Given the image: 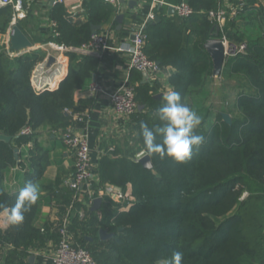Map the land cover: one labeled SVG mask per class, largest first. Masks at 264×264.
<instances>
[{
    "label": "trees",
    "instance_id": "trees-1",
    "mask_svg": "<svg viewBox=\"0 0 264 264\" xmlns=\"http://www.w3.org/2000/svg\"><path fill=\"white\" fill-rule=\"evenodd\" d=\"M166 1H183L193 13L187 18L170 16L161 6L159 21L143 30L147 35L144 52L158 62L160 70H173L165 85L158 75L152 83L137 84L136 101L143 108L128 117L126 135L109 143L107 154L98 161L97 185L129 186L132 205L120 210L119 202L105 197L100 208L91 211L73 200V189L58 184L49 199L61 217L73 204L68 230L74 243L89 250L97 264H167L173 251L183 253L181 264H264V6H259V0H240L242 7L223 28L229 40L245 41L247 52L224 62L219 77L233 84L225 86L223 110L213 111L209 104L213 63L204 43L221 35L214 36V22L207 15L217 9L218 1ZM83 10L84 18L74 17L56 2L48 11L55 26L44 37L29 35L31 41L80 47L90 39L91 25L109 21L115 7L105 0H85ZM28 14L17 22L22 31ZM11 15L9 6L0 8V34L9 27ZM44 54L37 48L11 58L0 48V133L11 136L9 142L0 140V213L15 204L27 181L39 187L49 157L48 150L37 143V132L44 128L61 134L70 125L69 113L92 108L93 98L76 103L74 92L86 89L102 62L108 61L104 56L68 51V72L58 87L36 92L30 71ZM163 86L178 91L182 102L201 116L196 132L204 142L181 163L149 155L153 166L146 168L135 159L141 150L147 154L140 125L161 124L155 112L163 103ZM157 93L161 96L155 97ZM221 111L230 115V124L224 122ZM27 126L31 135L21 133ZM29 142L32 148L20 157L25 163L24 183L10 192L3 179L17 164L14 146ZM40 206L39 198L23 223L0 229V264H34L30 261L33 251L43 249L50 239L58 241L49 224L36 223ZM100 228L113 236L100 240Z\"/></svg>",
    "mask_w": 264,
    "mask_h": 264
},
{
    "label": "crops",
    "instance_id": "crops-1",
    "mask_svg": "<svg viewBox=\"0 0 264 264\" xmlns=\"http://www.w3.org/2000/svg\"><path fill=\"white\" fill-rule=\"evenodd\" d=\"M28 4V17L27 23L25 25V31L23 33L30 39L29 35L44 37L47 35V31L52 28L51 22L48 18V11L51 6L55 3H52L51 0H24ZM85 0H63L67 12L74 17L84 18L83 2ZM118 4L112 3L115 7V11L112 13L110 20L99 25L100 29L97 32H104L108 34L109 44L113 48L112 50L107 51L102 56L107 57V62H102L100 65L98 73L93 75L92 80L96 79L97 81L102 82L107 89L118 86L123 81L128 80L132 83H148V79L143 82V73L137 70H128L127 69V55L124 52L118 51V46L122 44H128L131 41V36L133 31L142 29L147 16L149 14L158 15V9L161 6L165 7L166 15H177L175 12V6L177 4L166 1V0H118ZM129 1H135L130 8ZM218 7L217 9H223L225 11V24L229 18H232L236 15L237 10L242 7L243 3L240 0H217ZM183 2V1H182ZM260 2V3H259ZM259 6H264V0H259ZM181 3V2H180ZM256 4V5H258ZM173 9V12L170 9ZM123 14L122 22L119 24L117 21V16ZM187 18V17H185ZM24 19V18H23ZM21 19V20H23ZM20 20V21H21ZM224 24V26H225ZM17 25V24H16ZM97 25V24H96ZM118 25L119 28H118ZM224 28V27H223ZM218 33H221L218 31ZM6 32L0 34V48L5 45ZM213 38V37H211ZM10 42V41H9ZM43 43L31 41V47L22 50H34L37 48L42 49L45 54L48 52L43 49ZM4 48V47H3ZM21 51V50H19ZM52 56L49 54V57ZM101 56V57H102ZM43 57V58H44ZM48 57V59H49ZM54 58V56H52ZM103 57V58H104ZM42 58V59H43ZM41 59V60H42ZM48 61V60H47ZM68 56L64 57L59 68V72L53 76L50 80L49 89H56L60 81L67 75L68 72ZM47 64V63H46ZM57 62L55 58L50 65L55 67ZM173 68L167 67L163 70H160L158 73V80L163 84L172 72ZM140 77V79H138ZM219 76L213 75V80L210 84L212 90L211 96L209 98V104H211L212 96H216L213 88L216 86V81ZM165 85V84H164ZM165 93L169 90L168 86H163ZM223 89L225 85L222 86ZM227 87V86H226ZM227 92V90H226ZM88 98H93L94 105L92 108H85L80 112L69 113L71 120L70 125L75 129H83L88 134L90 153L92 160L93 168V177L95 180V186H98V177H97V168L98 161L101 158L103 152H105L106 146L111 143L113 140H120L123 133L126 132V123L127 119L124 117L117 116L111 104L106 97V95L93 96L90 95L87 91V88L84 90L77 89L74 92V101L78 103L81 100ZM233 98H230V100ZM219 100L223 103L222 95L219 97ZM226 104V102H225ZM217 108H213V111H217ZM224 112H221V114ZM38 145L45 150H48L49 163L45 168L43 176L39 183V198L41 200L40 213L37 218L36 223L38 225L49 224L51 229L54 223L59 222L61 216H59L57 207L53 200H50V191L57 184L58 187H67L63 184V181L72 175L74 172V157L70 151L66 149L60 139V132H52L49 129H41L37 132L36 135ZM32 143L29 142L24 147H18V161L17 164L13 167H10L4 175L3 185L8 191L19 190L24 183V173H25V163L22 160L21 154L27 151V149L32 148ZM16 147V145L14 146ZM21 161V163H20ZM100 186V185H99ZM113 186V185H111ZM129 186H126L125 189H122L119 186H113L115 190H126ZM130 189V188H129ZM113 200V198H112ZM115 200V199H114ZM103 202V200H102ZM115 202H118L115 200ZM119 204H121L119 202ZM92 206V205H91ZM91 208V207H90ZM89 208V209H90ZM6 210V209H5ZM3 210L0 213V229L5 230L9 227L7 221V213ZM98 210V209H97ZM96 211V210H95ZM42 228V227H41ZM51 232H55L51 230ZM56 246V241L50 239L43 249L36 250L32 252L34 264H51L50 258L52 252Z\"/></svg>",
    "mask_w": 264,
    "mask_h": 264
},
{
    "label": "built area",
    "instance_id": "built-area-1",
    "mask_svg": "<svg viewBox=\"0 0 264 264\" xmlns=\"http://www.w3.org/2000/svg\"><path fill=\"white\" fill-rule=\"evenodd\" d=\"M110 3L118 4V0H105ZM62 3L63 0H54L53 3ZM9 6L11 8V21L9 27L6 30L5 45L2 48L6 54L13 58L20 54L27 52V50L16 51L10 48V35L13 32V26L18 21L25 18L28 13V4L24 0H0V8ZM175 12L178 16L185 18L189 17L193 10L185 2H181L175 6ZM208 17L214 24L219 26L221 35L217 37L223 45L224 61L230 57H234L238 54H245L247 52V43L233 42L229 40L225 34H223V27L225 24V11L223 9L209 10ZM154 14H149L147 18L152 19ZM51 26L54 27L55 23L51 22ZM133 38L130 43L122 44L118 46V51L124 52L127 55V69L137 70L147 74L148 82L154 81L160 72V67L157 62L150 59L144 52V46L147 39V35L141 29L133 31ZM48 54L34 64L30 71L31 86L36 92L49 89L50 80L59 72L62 59L66 57L68 51H74L79 54H92L101 57L104 53L113 48L109 44L108 34L104 32L92 33L90 39L82 44L80 47H71L62 43L54 41H47L42 44ZM49 54L54 56L55 67L47 65ZM136 86L128 80L123 81L117 87H111L109 89L96 79L92 80L87 87V91L90 95L101 96L106 95L114 113L117 116L128 117L137 111L138 103L136 101ZM66 112H69L65 109ZM22 134L31 135L33 133L30 127H24L21 130ZM60 139L63 145L68 151H70L74 157V172L67 177L63 184L70 189L74 190L73 200L80 201L85 204L89 209L93 204V200L100 197L102 200L105 197H111L121 203L120 210L128 209L133 201L134 197L130 193V189L115 190L113 186L105 184L103 186H95V180L93 177L92 160L90 153V145L88 134L85 130L75 129L72 126H68L60 134ZM109 151L113 150L110 146ZM103 154H107L103 152ZM146 153L141 150L136 154L135 159L138 161ZM246 193H243V196ZM72 203L61 217L59 222L54 223L51 230L55 231L59 237L56 242V246L52 252L50 262L51 264H97L92 254L86 248L76 245L73 241V235L68 230V226L71 221V209ZM83 215V211L79 212ZM98 217L102 218V214L98 211ZM43 231V228H41Z\"/></svg>",
    "mask_w": 264,
    "mask_h": 264
},
{
    "label": "clouds",
    "instance_id": "clouds-1",
    "mask_svg": "<svg viewBox=\"0 0 264 264\" xmlns=\"http://www.w3.org/2000/svg\"><path fill=\"white\" fill-rule=\"evenodd\" d=\"M162 105L156 109L155 115L161 124L149 128L141 123V135L148 155L158 154L160 159L169 157L181 163L191 158L194 149L204 142L203 135L196 129L201 125L202 118L186 103L182 102L178 91L169 89L162 97ZM160 142H157V137ZM39 199L38 185L27 181L20 189L15 204L6 209L8 225H19L25 219V213ZM183 253L173 251L167 264H181Z\"/></svg>",
    "mask_w": 264,
    "mask_h": 264
},
{
    "label": "water",
    "instance_id": "water-1",
    "mask_svg": "<svg viewBox=\"0 0 264 264\" xmlns=\"http://www.w3.org/2000/svg\"><path fill=\"white\" fill-rule=\"evenodd\" d=\"M51 2L53 3L54 0H51ZM135 5V1H129V5L130 8L132 7V5ZM173 12V9H170ZM117 21L120 24L122 22L123 19V14H119L117 16ZM159 21V17L158 15H154V17L152 19L147 18L143 27H142V31L145 29V27L147 26V24H153L155 22ZM120 25H118L119 28ZM100 29L99 25H95L92 24L91 25V30L92 33H96L98 30ZM212 30L214 29V36L218 35V31H219V26L217 24H214L211 28ZM131 38H133V35L131 36ZM28 47H31V41L29 40V38L23 33V31L17 26L14 25L13 26V32L10 35V48L16 51L22 50V49H26ZM204 47L207 50V52L209 53L211 59H212V63H213V75L214 76H219L221 73V70L223 68L224 65V55H223V45L221 43L220 40L217 39V37H213L208 39L205 43H204ZM54 58L52 56L49 57L48 61H47V65L49 66L51 64V62H53ZM158 64V62H157ZM143 82L147 79V74L143 73ZM161 93H157L155 95V97H160ZM143 108L142 105L138 104L137 109L141 110ZM222 119L224 120V122H226L227 124L231 123V117L229 114L227 113H222L221 114ZM0 140L9 142L11 140V136L0 133ZM18 152H19V148L18 147H14L13 149V156L14 159L16 161H18ZM144 167L146 168H152L153 164L151 161V158L148 154H145L142 158H140L138 160ZM102 203V199L100 197H97L93 200V204L90 208L91 211H95L97 209L100 208ZM113 232H108L106 229L100 228L98 230V238L100 240H107L109 238H111L113 236ZM33 255L30 257V261L32 262L33 260Z\"/></svg>",
    "mask_w": 264,
    "mask_h": 264
},
{
    "label": "rangeland",
    "instance_id": "rangeland-1",
    "mask_svg": "<svg viewBox=\"0 0 264 264\" xmlns=\"http://www.w3.org/2000/svg\"><path fill=\"white\" fill-rule=\"evenodd\" d=\"M233 84V81L232 80H229V81H222L221 79H220V77L218 78V80L216 81V86H215V88H213V91L215 92V94H216V96H212V98H211V104H212V108H217V109H222L223 110V108H224V105H223V103L219 100V97L221 96V95H223V93L226 91L225 89H223L222 88V86L223 85H225V86H230V85H232ZM233 96H234V93L233 92H231L230 93V98H233ZM221 112H223V111H221ZM225 113V112H224ZM127 132V131H126ZM126 132L125 133H123L122 134V136H121V139L123 138V136H125L126 135Z\"/></svg>",
    "mask_w": 264,
    "mask_h": 264
}]
</instances>
